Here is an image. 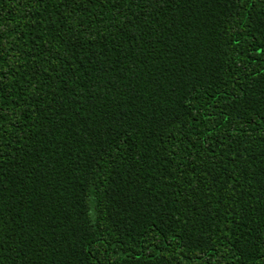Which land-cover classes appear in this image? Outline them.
I'll list each match as a JSON object with an SVG mask.
<instances>
[{"label": "trees", "instance_id": "trees-1", "mask_svg": "<svg viewBox=\"0 0 264 264\" xmlns=\"http://www.w3.org/2000/svg\"><path fill=\"white\" fill-rule=\"evenodd\" d=\"M0 264H264V0H0Z\"/></svg>", "mask_w": 264, "mask_h": 264}]
</instances>
